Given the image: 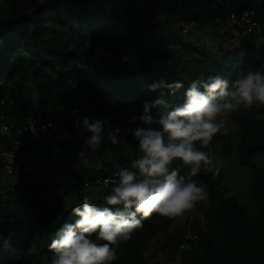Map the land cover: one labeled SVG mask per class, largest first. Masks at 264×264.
I'll use <instances>...</instances> for the list:
<instances>
[{
    "label": "trees",
    "instance_id": "16d2710c",
    "mask_svg": "<svg viewBox=\"0 0 264 264\" xmlns=\"http://www.w3.org/2000/svg\"><path fill=\"white\" fill-rule=\"evenodd\" d=\"M2 1L7 8L0 11V173L2 152L22 138L20 129L33 99L44 113L60 116L68 124L78 116L107 119L113 129L121 127L118 144H112L103 134L108 149L95 151H115L118 160L106 161L101 167L83 164L78 147L88 150L86 145H58L64 154L71 149L78 152L71 154L69 165L79 166L70 172L80 186L85 177L103 178L116 171L118 165L131 167L136 157L119 151L126 145L138 148L124 128L128 110L141 114L145 101L161 98L167 105L154 107L150 113L158 118L160 113L183 103L184 92L193 81L220 76L229 81L231 90L238 73H264V43L258 46V34L240 39L238 45H227L222 51L189 39L190 26H214L220 36L232 42V29L220 33L218 19L225 21L231 12L241 14L245 10L255 11L264 29V0H157L144 13L126 0H45L31 14L29 9L37 0ZM100 46L104 53L97 51ZM175 80L183 81V87L174 95L163 88L148 90L154 81ZM231 119L241 131L237 142L240 158L252 159L250 191L258 212L254 215L237 198L226 184L222 169L217 179L201 172L195 179L208 185L209 199L197 207L207 219L209 232L202 239L204 253L193 258V264H264V106H241ZM231 147V143L223 145L226 153ZM202 150L209 152L208 148ZM176 162L173 167L180 166V161ZM37 177L30 178L35 182L40 179ZM113 186L90 199L106 206L104 197ZM227 193L231 195L226 198ZM65 196L56 195L53 206H38L23 192L3 191L0 240L10 239L11 246L0 244V264H31L33 251L50 261L52 239L64 224L77 219L68 209L69 203L63 202ZM190 221L195 224L199 218H187L184 227L175 225L172 218L155 214L143 219V227L123 241L122 247L113 245L119 256L113 264H150L142 244L160 233L165 234L160 249L171 259ZM151 264L168 263L155 260Z\"/></svg>",
    "mask_w": 264,
    "mask_h": 264
},
{
    "label": "clouds",
    "instance_id": "9594fccd",
    "mask_svg": "<svg viewBox=\"0 0 264 264\" xmlns=\"http://www.w3.org/2000/svg\"><path fill=\"white\" fill-rule=\"evenodd\" d=\"M43 3L44 0H38L29 14ZM182 87L181 80L154 81L148 90L156 92L163 88L174 95ZM254 104L264 106V73L260 71L238 73L231 90L229 81L220 76L193 81L184 92L183 103L160 113L158 118L150 114L151 109L167 105V102L161 98L145 101L143 112L131 118L132 123L139 121V124L127 129L137 141L140 155L132 159L130 168L118 165L121 168L116 178L106 181L114 185L104 197L106 206H98L87 193L74 200L69 196L63 198L77 219L64 224L52 239L49 264H113L119 259L113 245L130 240L132 234L143 227V219L154 214L174 218L192 210L198 203L207 202L208 185L195 178L204 172L217 179L221 165L202 149L208 148L218 133H229V118L241 106L249 108ZM77 123L82 125L78 134H91L86 136L84 144L92 152L105 142L104 133L112 144L120 141L121 127L113 129L107 119L83 117ZM154 124L159 128L152 127ZM123 138L126 141V137ZM177 160L180 166L173 167ZM70 191L79 195L75 190ZM225 195L227 198L231 193ZM0 244L10 247L11 241L2 239Z\"/></svg>",
    "mask_w": 264,
    "mask_h": 264
},
{
    "label": "rangeland",
    "instance_id": "374dc122",
    "mask_svg": "<svg viewBox=\"0 0 264 264\" xmlns=\"http://www.w3.org/2000/svg\"><path fill=\"white\" fill-rule=\"evenodd\" d=\"M6 8L5 2L0 0V11L6 10ZM190 27L191 33L189 35V39L201 46L211 47L213 51L217 50L215 48H219V44L223 43V39L227 40L226 37L219 35L214 26ZM257 43L258 46L264 43V34L258 35ZM231 44L232 46L238 45V42L233 40L232 42L227 43V45ZM30 90H32L31 87ZM31 97L35 98L33 95ZM138 115H140L139 112H135L132 109L128 110L125 114L126 122L124 128L134 129L137 124H139V121L134 124L132 123L131 118ZM140 126L144 125L141 124ZM152 127H155V125H152ZM228 127L231 129L229 133L227 135L218 133L213 138L208 149L210 155H212L220 163L226 184L230 187L237 198L248 207L251 213L255 215L258 212V209L250 191L252 173L249 168V163L252 162V159L247 158L244 161L240 158L238 154L237 142L240 139L241 131L239 127L232 121L231 117L229 118ZM124 142L126 143V141ZM228 143H231L232 147L228 149V152L226 153V148H223V145ZM78 148L85 152V155L82 156V160L83 164L86 165L101 167L106 161L117 162L118 160L117 152L112 150H107L103 154H99L96 151L92 152L91 150H86L83 146H79ZM119 151L120 153L132 158L138 157L140 155L136 148L134 149L129 145L124 146ZM71 154H77V151L71 149L69 154H64L62 149L54 148L49 153H43L44 161L40 163L43 164L44 167L42 168L44 171L42 172V175H39L40 179L35 182L31 180V176L26 177L19 175H9L4 169H2L0 173V195H2L3 191L6 189H12L15 192H23L30 196L38 206H41L44 203H47L49 206H53L56 195L65 194L72 200L76 199L74 197L75 195L73 193L71 194L70 188L63 183H72L73 180L70 169L59 165V163L63 161L69 163ZM175 163L177 162L174 161L172 166H174ZM59 178H61V180H59ZM87 195L91 198H94L97 197L99 193L95 190H90ZM68 209L70 210V204L68 205ZM199 212L200 211L196 205L192 210L172 219L175 225L184 227L186 219L196 216ZM164 237L165 234L160 233L156 237L148 239L142 244L143 253L149 259L150 264L155 260H160L162 263L168 262L166 252H163L160 249V245L164 243ZM156 242L160 244L155 246ZM122 246L123 241L116 245V247ZM33 254V261L31 264H49V260L45 256H41L35 251H33Z\"/></svg>",
    "mask_w": 264,
    "mask_h": 264
},
{
    "label": "built area",
    "instance_id": "2783aa9c",
    "mask_svg": "<svg viewBox=\"0 0 264 264\" xmlns=\"http://www.w3.org/2000/svg\"><path fill=\"white\" fill-rule=\"evenodd\" d=\"M126 1L132 3L139 12L144 13L157 0ZM255 15V11L251 10H245L241 14L231 12L225 21L218 19L220 22V33H225L226 28L232 29L231 33L236 42L247 36L264 34V29ZM97 51L99 53L105 52L101 46L97 48ZM77 121H82V118L76 116L68 124L60 116L47 115L39 108L37 101L33 99L26 111L25 124L20 129L22 138L14 140L13 144L2 152L5 172L9 175L17 176L39 175L43 172L39 159L43 156L45 150L56 148L60 143L84 144L86 136L91 134H78V128L82 127V125L78 124ZM4 129L9 130L8 126H4ZM104 141L100 148L108 149L105 137ZM119 168L121 166H118ZM71 169L77 171L79 166L72 165ZM118 169L103 178L85 177L80 186L74 180L72 183H63L79 194H86L90 190L101 191L112 185L111 183H106V181L115 179ZM197 216L199 222L193 224V221H190L188 223L172 258L168 260V264H193V258L204 253L202 239L203 235L209 232V226L204 214L199 213Z\"/></svg>",
    "mask_w": 264,
    "mask_h": 264
},
{
    "label": "crops",
    "instance_id": "0c3cea01",
    "mask_svg": "<svg viewBox=\"0 0 264 264\" xmlns=\"http://www.w3.org/2000/svg\"><path fill=\"white\" fill-rule=\"evenodd\" d=\"M223 39V38H222ZM223 41V43H220L219 44V48H215V49H217V50H215V51H222V50H224V49H226L228 46H227V43H230V41H228L227 42V40H225V39H223L222 40ZM258 44V43H257ZM78 153V152H77ZM42 161H44V157L40 160V162H42ZM40 165H42L43 166V164H41L40 163ZM59 165H61V166H64V167H66V168H69L70 169V165H69V163H66V162H61V163H59ZM86 165V164H85ZM91 166V165H90Z\"/></svg>",
    "mask_w": 264,
    "mask_h": 264
}]
</instances>
